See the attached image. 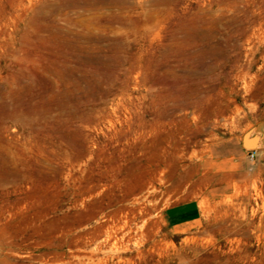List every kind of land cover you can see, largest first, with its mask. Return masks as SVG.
Wrapping results in <instances>:
<instances>
[{
    "label": "rangeland",
    "instance_id": "1",
    "mask_svg": "<svg viewBox=\"0 0 264 264\" xmlns=\"http://www.w3.org/2000/svg\"><path fill=\"white\" fill-rule=\"evenodd\" d=\"M3 157L0 264H264V0H0Z\"/></svg>",
    "mask_w": 264,
    "mask_h": 264
},
{
    "label": "bare ground",
    "instance_id": "2",
    "mask_svg": "<svg viewBox=\"0 0 264 264\" xmlns=\"http://www.w3.org/2000/svg\"><path fill=\"white\" fill-rule=\"evenodd\" d=\"M244 143L249 145V142H247L245 139ZM11 174L18 173L15 172V167L13 164H10V161L3 157V159L0 161V179H6ZM116 215V212L106 214L104 216V220H106L107 217L108 221L103 220V222L98 223L93 227L92 230L87 232L89 234L90 240L93 243H96L94 250L91 251L92 255L99 252L107 255L114 254L117 253L120 248H122L124 242V233L122 234L120 232V228L124 224H119L121 221L117 220ZM100 237L102 239L98 241Z\"/></svg>",
    "mask_w": 264,
    "mask_h": 264
},
{
    "label": "crops",
    "instance_id": "3",
    "mask_svg": "<svg viewBox=\"0 0 264 264\" xmlns=\"http://www.w3.org/2000/svg\"><path fill=\"white\" fill-rule=\"evenodd\" d=\"M164 216L173 231L187 232L200 225L202 211L198 201L186 199L168 204Z\"/></svg>",
    "mask_w": 264,
    "mask_h": 264
}]
</instances>
